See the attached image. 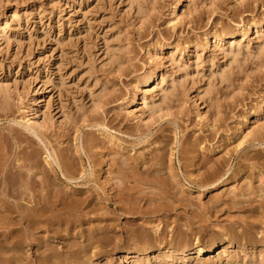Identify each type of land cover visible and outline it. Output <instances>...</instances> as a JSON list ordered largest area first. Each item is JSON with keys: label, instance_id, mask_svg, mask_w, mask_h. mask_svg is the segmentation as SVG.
Wrapping results in <instances>:
<instances>
[{"label": "rangeland", "instance_id": "374dc122", "mask_svg": "<svg viewBox=\"0 0 264 264\" xmlns=\"http://www.w3.org/2000/svg\"><path fill=\"white\" fill-rule=\"evenodd\" d=\"M0 27V198L47 179L79 214L72 251L107 238L79 264H158L159 240L229 234L246 244L233 264H264V0H0Z\"/></svg>", "mask_w": 264, "mask_h": 264}, {"label": "bare ground", "instance_id": "6f19581e", "mask_svg": "<svg viewBox=\"0 0 264 264\" xmlns=\"http://www.w3.org/2000/svg\"><path fill=\"white\" fill-rule=\"evenodd\" d=\"M249 29L250 27H248L247 30ZM1 30L0 27V32ZM225 36L232 39L234 33L231 32L225 35H218L216 36V40L221 41ZM224 52L225 55H229L231 58L236 54V51L232 50V45ZM148 81L149 80H147V82ZM141 104L148 108V104L144 98H142ZM150 106L156 109L157 104L153 101ZM25 121L29 122L28 119ZM0 174L5 175L6 172L0 169ZM39 185L41 189L44 188L45 193L40 194L38 197L34 194L36 192V185L34 183H30L27 186L30 193L21 192V189L20 192H18L14 183H5L4 186H2L4 196L15 198L14 195L17 193L18 199L23 201L24 204L13 203L12 201L0 198V228H2V232H0V248L2 251L10 250L14 252L13 256L0 259V264H79L81 261H85L77 257V253L85 255L88 250L98 246V243L107 241V238L93 234L92 232L94 230L90 229L85 236L83 247L79 251H72L75 246L71 239L77 238V233H75L74 228L80 221L76 218L79 214L77 212L65 213L63 211L61 206V204H63L62 198L57 193H52L47 189L50 187V183L47 179L41 181ZM69 205L71 207H77L78 203L72 201ZM15 225L23 226V229L21 227L14 228ZM39 232L45 235L39 236ZM129 236H133V234ZM56 240L61 244L63 253H69V262L66 259L61 260V252H59L57 248H53L52 243ZM137 240L143 241V239L140 240L138 238ZM32 241H35V243H32L33 245H31ZM156 241H158V239ZM159 242L160 246H162L161 248H164L161 249V251L166 250L170 252L171 255L165 257H161L159 254L154 255L153 258L158 264H172L176 257L186 256L191 253L195 254L193 258L197 259L196 264H204V260L203 262L199 260L201 256L203 254L214 253L215 250L218 251L216 253L218 257L224 258V264H233L235 262L234 255H230L229 249L235 247L242 248L246 245L244 241H240L239 237L232 236L231 234L228 235L226 243L222 245L221 248H217V242L211 243L207 248H203L201 244L190 246L187 241L183 242L182 245L176 246L172 244H162L160 240ZM149 243H154V241L145 240V243H142L140 247L138 242H133L132 247L125 248L122 252L125 256H127L126 254H137L140 252L145 254L147 253V244ZM178 243L180 244V242ZM246 243L252 244L249 240L246 241ZM25 245H31L28 247L30 251H34L32 254L30 253V257L34 256L33 260H31L30 257L24 258L21 254L20 250H22ZM183 260V263H185V259ZM88 264H92V262L88 260ZM124 264H126V260Z\"/></svg>", "mask_w": 264, "mask_h": 264}]
</instances>
